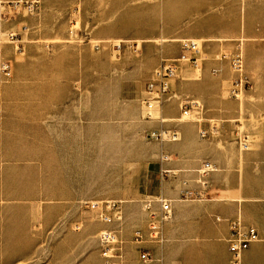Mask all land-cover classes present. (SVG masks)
<instances>
[{
  "label": "rangeland",
  "instance_id": "374dc122",
  "mask_svg": "<svg viewBox=\"0 0 264 264\" xmlns=\"http://www.w3.org/2000/svg\"><path fill=\"white\" fill-rule=\"evenodd\" d=\"M164 2L40 0L32 14L15 15L2 26L19 31L23 22L28 29L12 42L0 32V62L9 66L7 76L0 70V116L11 114L0 121V246L7 251L0 254V264H101L97 232L106 225L79 202L121 200L123 222L117 228L128 240L126 223L139 213V200L162 190L160 149L174 154L170 148L186 139L182 126L187 125L194 129L193 150L200 153L191 167L203 158L217 164L211 180L215 197L235 200L241 213L251 204V212L243 214L264 220L263 80L260 88L249 82L248 89L231 96L234 74L228 58L215 52L221 48L230 54L236 47L205 48L193 38L199 49L196 65L178 61L171 82L179 98L155 106L153 117L163 118L162 123L142 117L145 82L160 59L177 58L184 39H156ZM166 10L179 30L184 25L179 9ZM210 10L223 11L221 6ZM139 16L153 21L155 37L131 36ZM235 17L240 28L264 27V0H236ZM243 37L238 46L246 76L247 57L257 50L264 57V48L244 47ZM116 42L119 51L113 48ZM217 58L223 63L219 84L209 80L213 66L203 65ZM179 64H185L182 72ZM180 99H199L202 117L222 126L199 137L193 116L176 119ZM159 124L179 129V140L159 143L144 137ZM234 132L246 136L248 150L239 151ZM75 222L79 230L73 229ZM16 237L27 253H10Z\"/></svg>",
  "mask_w": 264,
  "mask_h": 264
},
{
  "label": "crops",
  "instance_id": "0c3cea01",
  "mask_svg": "<svg viewBox=\"0 0 264 264\" xmlns=\"http://www.w3.org/2000/svg\"><path fill=\"white\" fill-rule=\"evenodd\" d=\"M171 1L172 0H165V2L161 4V8L163 9L162 15L165 16L161 18V31L158 33L159 36L156 37V39L163 37L160 42L167 40V38L173 40H179L181 38H194L200 39L202 46L205 48H234L243 44L242 40L239 39V37L243 35L244 47L264 48V27H261L258 30H253L248 26L240 28L237 25L235 17L236 0H179L178 3ZM220 6L223 9L221 12L210 10L213 8L219 9ZM169 8L172 10L178 8L180 13L179 21L184 22V25L177 31L173 27L174 24L172 23L170 13L166 10ZM143 11H141V13H145ZM218 13H222V16ZM195 15H201V17L195 18ZM5 23L6 22L0 24V32H5L6 30L11 29L3 28L2 26ZM135 23L132 24L133 28L129 29L134 30L131 36L138 35L142 38L148 37L146 40L156 36L157 30L153 21L150 22L139 16L138 19L135 18ZM73 25H75V22ZM123 26L127 27L125 25ZM159 45L164 44L161 43ZM215 52L220 54L226 53V51L221 50V48L215 49ZM203 65L205 68L212 66L213 68L223 67V63L220 62L218 58L212 62L204 61ZM184 67L185 64H179V72H182ZM245 74L248 81L251 82L255 88H260L262 80L264 86L263 52L257 50V54H255L254 57H247L245 62ZM221 79V73L219 71L209 77V80L216 84H219ZM172 86L173 85L171 83L170 90L177 95V98H179L177 92ZM176 86L178 89L183 88L181 83H177ZM170 100L176 101L175 98ZM201 100L203 103L206 102L204 98H201ZM6 109L11 110L10 105L9 108ZM6 109H4V111H7ZM171 111H173V109H171ZM9 118H11V114L4 112L3 115L0 116V121L6 122ZM209 119L210 118L202 117V122H196L197 130L201 127L207 128ZM177 130L180 134L179 129ZM182 130L183 135H186V139L170 148L174 154L169 153L165 148H161L171 157L170 161H168L165 166L176 169V176L168 177L164 180L160 179L162 182V190L154 195H149L155 197L161 194L172 200L171 218L163 225V243L160 245L152 243L145 244V247L150 250L151 259L148 261H141L142 263L137 261L140 259L138 258V254L134 246L129 242L125 243L123 245L122 259L120 262H116L114 264H228L229 251L226 238L229 233V226L227 220L235 216H240L244 225L254 226L258 234V238L251 241L247 248L243 250L241 264H264L263 218L255 215L245 216V214H243L251 212V204L245 205L244 211L241 213V210L235 200L231 199L225 201L215 197L216 194L212 187L211 180L213 173L218 170L217 164L209 158H203L195 166L191 167V165H194L195 163L196 156L200 155V153L193 150L194 146L192 145L195 144L194 129L187 125L186 127L182 126ZM232 139L235 140L234 136ZM212 158H215V156H212ZM203 160L211 161L216 167L214 171L208 173L207 175L208 188L210 191L209 199L203 201L179 200L178 196L182 188L180 183L181 179H192L195 175L193 170L197 168ZM189 184L192 186L194 185L192 181H190ZM139 208V213L137 212L136 216L133 218H128L126 223L125 229L128 239L134 229H145L146 224L141 210L140 200ZM128 209H126V212ZM215 217H218L219 220H216ZM114 226L115 225L110 224L106 225V228H112ZM120 235L121 237L123 236L122 231ZM18 239L19 237H16L14 245L11 246V250L14 251H10V253L14 255L27 253V250H22L19 246L18 243H20V240L18 241ZM3 250L4 247L0 246V254L7 253V251ZM100 259L102 264L101 256Z\"/></svg>",
  "mask_w": 264,
  "mask_h": 264
},
{
  "label": "built area",
  "instance_id": "2783aa9c",
  "mask_svg": "<svg viewBox=\"0 0 264 264\" xmlns=\"http://www.w3.org/2000/svg\"><path fill=\"white\" fill-rule=\"evenodd\" d=\"M40 3V0H0V24L12 20L15 15L21 13L32 14ZM28 29L26 23H19V31L23 32ZM19 31L8 29L5 31L9 41L18 40ZM134 48L137 44L133 42ZM132 45V46H133ZM113 48L117 51L120 49V42H116ZM199 51L196 40L184 38L180 40V51L177 58H162L158 65L152 70L150 77L145 82L144 94L142 98V117L145 120H158L162 123L163 118L153 117V109L157 105H161V97L169 93L172 98H177V95L170 90V82L176 75V64L178 61H185L191 65L196 64V54ZM229 58V66L234 74L231 80L229 93L236 97L241 91L248 89L249 83L243 75V57L240 46H237L235 51L230 54L221 53V58ZM0 70L7 76L9 75V66L6 61L0 62ZM212 73L219 71L218 68H212ZM180 116L176 118L181 120V117L187 118L193 116L197 122L202 121L203 106L198 99L179 100ZM221 122L217 120H208L207 128H198L199 137L205 138L208 135H213L221 127ZM144 137L159 143L175 142L179 140L180 134L177 130L168 128L159 124L158 127L151 128L144 133ZM239 151L249 149V142L245 135L234 132ZM171 157L162 149L158 153L159 176L164 180L168 177H175L176 169L166 167L165 164L170 161ZM216 169L215 165L209 160H203L201 164L193 170L195 173L192 179H181V191L178 199L183 201H203L209 199L210 191L208 188V173ZM192 181L194 185H190ZM171 199L159 194L155 197L145 196L140 199L141 210L146 216L145 229H134L130 238L122 239L119 235L117 227L102 228L97 232V242L100 248V256L102 264H114L120 262L123 257V245L131 243L137 251L138 258L141 261L151 259L150 250L145 247V244H162L164 241L163 225L171 218ZM80 206L84 209L93 211L98 221L106 225L118 226L123 220L122 201L114 199L101 200H83L80 201ZM219 220L218 217H215ZM229 233L226 238L228 243L229 261L228 264H241V256L248 244L256 240L257 231L252 225H244L239 216H235L227 220ZM81 224L76 222L73 226L74 230H79Z\"/></svg>",
  "mask_w": 264,
  "mask_h": 264
},
{
  "label": "bare ground",
  "instance_id": "6f19581e",
  "mask_svg": "<svg viewBox=\"0 0 264 264\" xmlns=\"http://www.w3.org/2000/svg\"><path fill=\"white\" fill-rule=\"evenodd\" d=\"M226 58H228V57H226ZM226 58H225V59H226ZM222 59H224V58H222ZM196 62H197V61H196ZM228 62H229V58H228ZM194 65H196V64H194ZM175 75H176V74H175ZM175 77H176V76H175ZM175 77H174V78H175ZM245 77H246V76H245ZM174 78H173V79H174ZM173 79H171V82H172ZM247 81H248V79H247ZM171 82H170V86H171ZM248 83H249V81H248ZM161 99H162V101H163V100H168V99L170 100V99H172V95L169 94V93H166V94H164V95L161 97ZM157 110H158V109H156V108L154 109V114H153L154 116H156V111H157ZM142 212H143V211H142ZM122 213H123V211H122ZM143 213H144V212H143ZM144 214H145V213H144ZM145 218H146V216H145ZM240 219H241V218H240ZM122 222H123V220H122ZM122 222H121V223H122ZM121 223H120V224H121ZM120 224H119V225H120ZM91 226H93V224H91ZM114 227H118V226H114ZM150 255H151V253H150ZM228 261H229V260H228Z\"/></svg>",
  "mask_w": 264,
  "mask_h": 264
}]
</instances>
